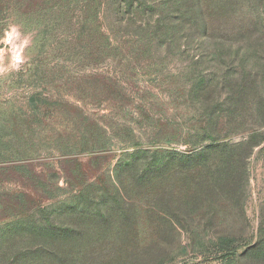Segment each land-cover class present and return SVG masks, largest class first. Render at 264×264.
Masks as SVG:
<instances>
[{"label":"rangeland","instance_id":"1","mask_svg":"<svg viewBox=\"0 0 264 264\" xmlns=\"http://www.w3.org/2000/svg\"><path fill=\"white\" fill-rule=\"evenodd\" d=\"M6 225L0 264H264V0H0Z\"/></svg>","mask_w":264,"mask_h":264},{"label":"trees","instance_id":"2","mask_svg":"<svg viewBox=\"0 0 264 264\" xmlns=\"http://www.w3.org/2000/svg\"><path fill=\"white\" fill-rule=\"evenodd\" d=\"M12 228H10L9 225H6L5 234H9L8 237H6L4 240H0V250L6 249L7 243L9 241V237L12 235ZM30 230H28L31 234H37V232H41L44 234V237H49L50 241H55V237L59 236L58 233H55L56 229L54 225L49 221L45 219H34L30 223ZM257 248V245L255 244L253 247L250 248V250H253Z\"/></svg>","mask_w":264,"mask_h":264}]
</instances>
